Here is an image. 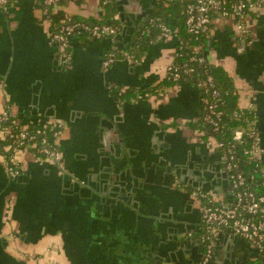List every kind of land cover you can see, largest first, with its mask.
Wrapping results in <instances>:
<instances>
[{"label":"crops","instance_id":"0c3cea01","mask_svg":"<svg viewBox=\"0 0 264 264\" xmlns=\"http://www.w3.org/2000/svg\"><path fill=\"white\" fill-rule=\"evenodd\" d=\"M110 1L116 36L74 34L65 64L37 0L0 8V108L9 106L24 125L64 124L58 167L23 152L22 172L11 177L0 157V264H198L196 192L231 198L218 155L188 127L202 113L199 88L182 83L140 93L165 78L175 53L173 30L166 38L146 30L160 0ZM55 9L80 19L105 12L101 0H68ZM249 24L244 42L215 18L204 57L230 76L237 106L254 114L264 149V6ZM139 43L135 61L121 56L102 66L107 51ZM127 89L136 94L120 100ZM261 168L264 179V153ZM211 245L210 264L258 257L225 228L213 231Z\"/></svg>","mask_w":264,"mask_h":264},{"label":"built area","instance_id":"2783aa9c","mask_svg":"<svg viewBox=\"0 0 264 264\" xmlns=\"http://www.w3.org/2000/svg\"><path fill=\"white\" fill-rule=\"evenodd\" d=\"M9 1L0 0V8L6 9ZM66 1L68 0H42L44 5L42 11L45 13L48 8L58 7ZM105 1L103 0V3ZM190 1L184 11L185 26L189 33L195 37L209 34L210 25L217 18L229 24L233 33L244 42H250L252 36L250 17L256 15L264 6V0ZM66 19L69 20L68 17ZM161 31V36L164 38L171 35V30L163 25ZM117 33L118 27L114 25L72 21L52 29L51 38L58 44L65 64L69 61L66 50L72 35L87 34L93 39H102L113 38ZM175 56L176 53H174ZM122 57L135 61L129 52H122ZM119 58L113 51H108L104 55L102 66L105 69L109 68ZM192 59L195 60V58ZM201 60L203 58H199V61ZM172 68L171 62L167 71H171ZM173 71L170 77L175 81L180 77V74L176 70ZM183 73L191 74L192 68L185 67ZM196 86L202 88L207 95V98L201 100L202 120L214 130H218L224 111L220 107V94L214 86L212 77L207 76ZM147 96L146 94L145 97ZM143 97L144 95H137V99H143ZM245 111L252 113L250 109L239 107L235 116L239 118L245 114ZM241 120L245 126L235 129L229 141H218L213 137L203 140L205 145L218 155L223 169L228 174L231 198L228 201H222L210 192H196L200 203L203 231L201 237L203 254L198 264H210L212 257L211 235L217 227L225 228L250 243L258 251V254L262 255L259 262L252 264H264V192L262 194L253 192L251 186L246 184L243 174L238 171L239 161L243 159L257 163L262 172L261 160L264 149L261 145V135L254 114L251 118L243 116ZM29 126H31L30 129ZM63 130V122L57 120L24 125L15 117L9 106L0 108V141L5 142L3 147H0V157L8 175L17 177L21 174L22 164L19 155L23 152L29 153L36 161H46L58 167L61 161L59 139ZM193 133L200 138V133ZM9 236L12 237L13 233L9 232Z\"/></svg>","mask_w":264,"mask_h":264},{"label":"trees","instance_id":"16d2710c","mask_svg":"<svg viewBox=\"0 0 264 264\" xmlns=\"http://www.w3.org/2000/svg\"><path fill=\"white\" fill-rule=\"evenodd\" d=\"M12 1L13 0H10L8 4H10ZM37 1L41 10H44L42 0ZM225 1L231 2L233 0ZM101 2L105 12L99 19L69 18V20H67L62 11H58L54 7L48 8L47 11L43 13V16L45 19L50 20L52 29L56 27L58 28L62 24L72 21H82L89 24H108L117 26L116 21L112 17L113 13L111 12V1L106 0L103 3V0H101ZM190 2V0H160L156 6V9L149 16L146 30L148 31V33L152 34V37L161 35L162 25L169 28L171 31L173 30L176 40V56L173 57L172 60V70L167 71L166 76L163 80H161L159 83H157L147 91L138 92L143 94L146 92L150 93L151 95H157L160 94V92L165 88L177 84L190 83L196 86L199 82L205 80L207 76H211L214 86L220 94V107L224 111V115L221 117V121L219 123V129L214 130L208 123L204 122L202 120V113L196 119V121L188 123V127H190L192 132L200 133V138L203 140L207 139L208 137H213L218 141L227 142L231 138V134L235 129L245 126V123L241 120V118H243V116L251 118L253 114L245 111V114L243 116L239 118L235 116V113H238L239 108L237 106V96L235 88L230 76L223 67L209 63L208 60L204 57V49L208 34H203L195 37L187 31L185 26L184 11L187 4H189ZM172 21H175L176 23V27L174 29L171 25ZM83 36L93 39L87 34H84ZM141 46L142 44L139 43L137 45V49L134 46L129 50V53L133 56V58H138V56L141 54ZM109 51H113L119 57L122 56L123 52L118 49H112ZM192 58H195V60ZM199 58H203V60L199 61ZM185 67L192 68V73L189 75H185L183 73V69ZM173 70H176V72L180 74V77L175 81L170 77L171 72H174ZM199 90L201 92V100L207 98V95L204 93L203 89L199 88ZM134 94H136L134 90L127 89L120 93L118 95V98L120 100H128L130 96H133ZM30 127L31 126H29V129ZM4 143L5 142L1 140L0 147H3ZM239 149L240 148L238 147V151ZM238 171L243 174L246 184L248 186H251L253 192H255L256 194H262L264 192L263 174L257 163H255L254 161L240 159L238 164ZM261 259L262 255L258 254L257 259L250 262L249 264L259 262Z\"/></svg>","mask_w":264,"mask_h":264},{"label":"water","instance_id":"95a60500","mask_svg":"<svg viewBox=\"0 0 264 264\" xmlns=\"http://www.w3.org/2000/svg\"><path fill=\"white\" fill-rule=\"evenodd\" d=\"M220 228H222V227H220Z\"/></svg>","mask_w":264,"mask_h":264},{"label":"flooded vegetation","instance_id":"af4514ba","mask_svg":"<svg viewBox=\"0 0 264 264\" xmlns=\"http://www.w3.org/2000/svg\"><path fill=\"white\" fill-rule=\"evenodd\" d=\"M197 196V195H196Z\"/></svg>","mask_w":264,"mask_h":264}]
</instances>
